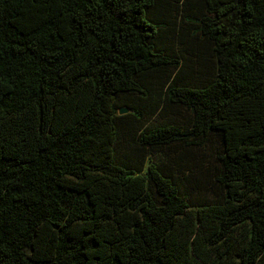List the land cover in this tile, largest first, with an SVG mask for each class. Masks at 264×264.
Returning <instances> with one entry per match:
<instances>
[{"label":"trees","instance_id":"16d2710c","mask_svg":"<svg viewBox=\"0 0 264 264\" xmlns=\"http://www.w3.org/2000/svg\"><path fill=\"white\" fill-rule=\"evenodd\" d=\"M155 99L189 117L146 126ZM234 238L264 264V0H0V264H235Z\"/></svg>","mask_w":264,"mask_h":264},{"label":"rangeland","instance_id":"374dc122","mask_svg":"<svg viewBox=\"0 0 264 264\" xmlns=\"http://www.w3.org/2000/svg\"><path fill=\"white\" fill-rule=\"evenodd\" d=\"M177 53L179 55L183 54L184 56H187V51L185 50V47L181 45L177 47ZM174 74L175 71H172L170 78H168L169 76L168 74L161 75L157 80L153 82V84L151 85V91L154 96L158 95L161 89L163 91V94H165L169 84L172 81V77ZM158 101H159L158 99H155L156 105L154 109L151 110V108H148L149 111L144 113V116L139 119L140 122H142L146 126H149L151 124H159L167 120H174L177 123L184 122L185 119L189 117V113H187L186 110L181 108L167 109V111H164L162 101H160V103H158ZM128 113L131 114L130 111H128ZM131 119L127 120L129 122V125H131V121H132ZM199 150L202 151L200 157H211L213 161L216 162V157L218 155L217 153L219 151V144L217 141H214L209 144V147L206 150L205 149L203 150L202 148H200ZM166 154H167V150L165 151V153L155 152L152 159L157 160L159 158H164L166 157ZM240 242L241 241L239 238H234V240L227 243L229 246H231V249L228 248V246H225L221 249V252L224 253L225 256L230 258V261L235 264L240 263L239 254L241 253L242 250L240 246Z\"/></svg>","mask_w":264,"mask_h":264},{"label":"water","instance_id":"95a60500","mask_svg":"<svg viewBox=\"0 0 264 264\" xmlns=\"http://www.w3.org/2000/svg\"><path fill=\"white\" fill-rule=\"evenodd\" d=\"M124 113H127L126 110H121L120 111V114H124Z\"/></svg>","mask_w":264,"mask_h":264}]
</instances>
